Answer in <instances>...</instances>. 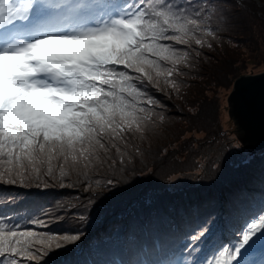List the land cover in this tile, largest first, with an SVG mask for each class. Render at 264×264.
Here are the masks:
<instances>
[{"label":"snow or ice","instance_id":"1","mask_svg":"<svg viewBox=\"0 0 264 264\" xmlns=\"http://www.w3.org/2000/svg\"><path fill=\"white\" fill-rule=\"evenodd\" d=\"M207 19L193 0H0V182L79 178L131 163V140L155 124L148 88L179 91L174 76L189 52L177 46L203 47L197 33ZM259 212L264 200L220 239L215 221L197 224L180 264H264ZM82 235L45 234L0 214V264H40L53 245Z\"/></svg>","mask_w":264,"mask_h":264},{"label":"rangeland","instance_id":"2","mask_svg":"<svg viewBox=\"0 0 264 264\" xmlns=\"http://www.w3.org/2000/svg\"><path fill=\"white\" fill-rule=\"evenodd\" d=\"M259 1L262 6L253 0H216L215 4L193 0L196 6L206 9L208 16L203 31L197 35L203 32V36L207 30L212 35L203 38V47L194 43L190 47L181 45L189 52V60L187 66H178L179 74L174 76L178 92L148 88L153 97L155 93L160 95L161 103L154 109L157 115L151 130L143 139L131 140V163L98 169L79 178L71 174L62 179L42 177L26 185L0 182L1 203L14 209L42 211L39 219L46 226L34 230L56 236L83 234L79 241L62 248L53 245L40 264H75L83 259L84 249L93 255L105 250L100 257L144 237L146 232L135 230L130 238L123 239L114 224L101 232L113 218H122L125 227L135 218L155 212L146 225L148 231L174 225L171 232H175L177 226L225 209L224 214L238 212L246 195L240 194L234 201L230 198L225 205L219 189L230 185L242 172L246 176L249 171L256 172L255 176L260 172L256 178L264 180V149L255 150L238 140L242 134L237 132L227 104L240 75L264 69V0ZM255 160H261L257 168ZM108 180L113 183L108 184ZM212 189L216 190V201L210 198L207 203L203 199L207 204L200 207L201 200L197 198L209 195ZM33 190L42 194L57 192L62 197L56 196L44 207L26 192ZM168 216L175 221L170 222ZM86 239L87 247L83 245Z\"/></svg>","mask_w":264,"mask_h":264},{"label":"trees","instance_id":"3","mask_svg":"<svg viewBox=\"0 0 264 264\" xmlns=\"http://www.w3.org/2000/svg\"><path fill=\"white\" fill-rule=\"evenodd\" d=\"M254 1V0H253ZM260 5L263 4L257 0ZM255 2V1H254ZM256 3V2H255ZM257 4V3H256ZM258 5V4H257ZM205 25H203V28ZM203 31V30H202ZM200 32H198L199 34ZM203 32L198 35L202 39L207 36L203 35ZM181 48L182 46H177ZM154 98L158 103H161L160 95L158 93L154 94ZM157 107V106H156ZM155 107V108H156ZM261 161V160H260ZM259 160H255L254 162V168L258 167V164L260 162ZM255 170V169H254ZM257 171V170H256ZM243 173V172H242ZM238 174L230 185L223 187L222 189H219L220 193H222L223 201L226 204H228V199H232L234 201L239 197L240 194L246 195L244 198H242V203H240V207L238 209V212H230L228 214H224L227 210L222 211L219 213H213L211 216H205L202 219H199L197 221H194L192 223H185L182 226H177L175 232H171L174 225L163 228L159 231L150 233L148 231V227L146 225L152 218L154 213H148L146 214L147 217L144 215L138 218H135L133 221L128 222L127 226L123 227L124 220L122 218H113L110 223L105 224V228H102L101 232H105L109 224H114V226H118L121 231V238L128 239L130 236L136 232L143 230L145 233L144 237L138 238L135 240V243H130L127 246L124 245L121 248H116L110 253H103L100 257L99 252L98 255H93V253L87 251V249H84L81 251L83 259L76 261L75 264H177L184 260L187 257L186 252H182V245L188 243L189 237L187 233L192 231L193 228L199 225V227L206 225L210 221H215L214 225V237L215 239H220L221 237H224L227 235L229 226L232 224L233 220L241 214H244L248 211H258L261 206V201L264 200V180L261 182L258 178L260 172L257 176H255L253 171H249V176L247 177L242 174ZM257 177V178H256ZM254 178V179H251ZM236 180V181H235ZM258 185V186H257ZM258 187V188H257ZM218 190V188L216 189ZM216 190H210L208 192H211L209 195L204 196L202 198H197V200H201L199 203V206L201 207L204 204L208 203V200L210 198H213L216 195ZM34 191V190H33ZM214 191V192H213ZM31 197L35 199V202L37 204H41L42 206L46 207L49 205V203L57 196L62 197L59 193H41L39 191L29 192ZM27 193V194H28ZM27 195L25 194L24 197ZM227 196H229L227 198ZM28 198V197H26ZM207 203H205L206 201ZM214 201H216L213 198ZM221 200V201H222ZM45 204V205H44ZM198 206V207H199ZM189 207V206H188ZM190 208V207H189ZM0 214L12 219V220H20V222L23 224L25 228H36L37 226L29 225L25 220H22L21 217H28V218H39L42 214V211L40 209L35 208H29V207H22L20 209H14L8 204L1 203L0 202ZM222 214V215H221ZM258 214H264V212H259ZM161 215H166V213H162ZM221 215V216H220ZM216 216V218H214ZM161 217V218H160ZM164 216H159V219H162ZM187 219V218H186ZM185 219V220H186ZM209 219L207 222H202V220ZM168 220L170 222L175 221L174 218L171 216H168ZM173 220V221H172ZM146 221V222H145ZM133 222V223H132ZM176 224V223H175ZM180 225V224H177ZM204 227V226H203ZM201 227V228H203ZM136 230V231H135ZM53 233V231H50ZM111 232V230L109 231ZM114 232V230H113ZM87 239L83 243V245H86L87 247ZM62 248V247H61ZM2 259V258H0ZM182 259V260H181ZM59 264V263H56Z\"/></svg>","mask_w":264,"mask_h":264},{"label":"water","instance_id":"4","mask_svg":"<svg viewBox=\"0 0 264 264\" xmlns=\"http://www.w3.org/2000/svg\"><path fill=\"white\" fill-rule=\"evenodd\" d=\"M258 5L260 3L254 0ZM261 6V5H260ZM238 140L255 150L264 149V69L240 75L227 98Z\"/></svg>","mask_w":264,"mask_h":264}]
</instances>
